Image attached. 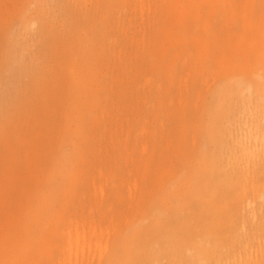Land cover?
Masks as SVG:
<instances>
[{"label":"rangeland","instance_id":"1","mask_svg":"<svg viewBox=\"0 0 264 264\" xmlns=\"http://www.w3.org/2000/svg\"><path fill=\"white\" fill-rule=\"evenodd\" d=\"M263 165L264 0H0V264H187L212 173L264 264Z\"/></svg>","mask_w":264,"mask_h":264},{"label":"bare ground","instance_id":"2","mask_svg":"<svg viewBox=\"0 0 264 264\" xmlns=\"http://www.w3.org/2000/svg\"><path fill=\"white\" fill-rule=\"evenodd\" d=\"M46 36L48 37V42L51 43L49 45L50 47L56 45V43L53 44L50 33ZM55 65H60L58 60L55 62ZM62 66L67 67L66 60L64 63V59ZM65 90L70 99L71 87L69 90L64 89V91ZM248 90L252 91L253 86H249ZM70 101L68 100V110L71 107ZM50 110L52 111V109H49L47 113H50ZM211 140L216 144L215 135L212 136ZM262 171L264 174V165ZM205 175L207 176H203L199 186L196 188L195 192L192 193L193 198L185 199L186 202L189 201L192 207L188 209L186 217L184 221H182V229L180 230L182 234L181 238H179V240L173 237L170 238L167 241L168 247L177 254V247L179 248L178 245L182 243V251L185 247L190 253L194 251L193 256L190 258H187L186 255L184 256L182 253V256L187 258V264H238L231 262V253L227 252L228 250L232 251V249L236 247L229 242L230 239L236 238L235 235H237V231L235 224L232 223V219V221H228L227 225L224 224V226L220 216L222 217L223 213L229 215L231 211L236 210L240 203L246 200L245 192L236 185V177L222 180L217 173L215 175H213V173L211 175ZM257 184L264 186V175H261L260 178L257 179ZM252 204V202L247 201L248 208L252 207ZM258 228L260 231H264V218L259 223ZM224 234L227 235L225 236ZM230 235L233 237H230ZM233 242L236 243L234 240ZM126 244L130 243L127 242ZM145 246L146 249H148L149 245L146 244ZM231 246L233 247L231 248ZM164 252H166V250H164ZM130 254L126 255V259L124 258L118 262L112 260L109 264H124L130 259V262L132 261L131 264H136V260L139 258L137 256H130ZM149 258H152V255ZM146 259L147 257L145 256L144 260Z\"/></svg>","mask_w":264,"mask_h":264}]
</instances>
